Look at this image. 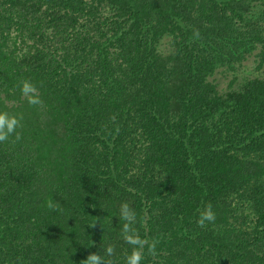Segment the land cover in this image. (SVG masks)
Returning <instances> with one entry per match:
<instances>
[{"label": "trees", "instance_id": "1", "mask_svg": "<svg viewBox=\"0 0 264 264\" xmlns=\"http://www.w3.org/2000/svg\"><path fill=\"white\" fill-rule=\"evenodd\" d=\"M258 4L0 0V111L22 117L0 142V264H264V76L211 80L220 54L261 50L263 70Z\"/></svg>", "mask_w": 264, "mask_h": 264}, {"label": "clouds", "instance_id": "2", "mask_svg": "<svg viewBox=\"0 0 264 264\" xmlns=\"http://www.w3.org/2000/svg\"><path fill=\"white\" fill-rule=\"evenodd\" d=\"M198 35V33H197ZM20 91L23 96L27 97V102L30 105H39L41 103L40 97L36 94L37 89L30 81H23ZM22 117L17 115L9 114L6 111H0V142L9 140V138L15 135L17 140L20 139V134L16 131L20 127V121ZM121 217L128 222L134 220V213L128 207L127 204H122L120 208ZM216 220L215 212L211 205H208L200 214L197 225L201 228L206 226V223H213ZM127 231V227L125 228ZM128 242L132 245H139L140 248L143 247V241L140 239H129ZM151 250L154 251L155 244L151 245ZM112 249L108 248L106 254L111 256ZM143 256L141 252L134 248L129 256L126 257V264H142ZM86 264H104L103 258L97 254H90L86 259Z\"/></svg>", "mask_w": 264, "mask_h": 264}, {"label": "rangeland", "instance_id": "3", "mask_svg": "<svg viewBox=\"0 0 264 264\" xmlns=\"http://www.w3.org/2000/svg\"><path fill=\"white\" fill-rule=\"evenodd\" d=\"M263 11L264 8H261L260 4H258L255 11L256 15H261ZM248 22L250 21L248 20ZM159 51L161 53H171L173 51L171 38H166L161 42ZM260 51H255L252 55L241 52L234 58H229L224 54H220L222 57L217 63V68L211 80L222 94L225 92L234 94L243 92L249 80L264 76V68L262 71L257 69ZM244 57L246 58L245 61L241 62V59ZM240 200L241 212L248 211L247 206H249V202L245 203L244 200Z\"/></svg>", "mask_w": 264, "mask_h": 264}]
</instances>
